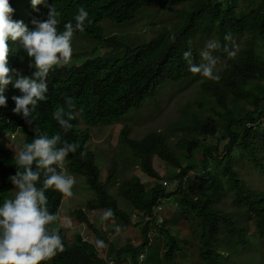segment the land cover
Listing matches in <instances>:
<instances>
[{
	"label": "trees",
	"instance_id": "16d2710c",
	"mask_svg": "<svg viewBox=\"0 0 264 264\" xmlns=\"http://www.w3.org/2000/svg\"><path fill=\"white\" fill-rule=\"evenodd\" d=\"M244 1L248 2L247 7L237 10L243 0H45L60 13L58 30L61 32L67 22L75 24L74 17L83 7L89 13L91 23L86 21L84 31L75 33L80 32L78 34L95 44L103 39H113L108 43L114 51L103 60L102 75L95 84L89 82L84 74L80 75L75 64L50 71L48 99L38 102L32 124H27L13 112L0 111V129L20 130L26 139L21 144L22 148L39 136L51 138L56 134L61 135L62 141L77 144L74 138L77 135L73 134L72 128L64 132L53 118L58 106L63 105L67 110L60 89L66 85V78L85 91L94 87L89 90L94 100L85 99L79 107L82 105L84 112L92 114L103 125L124 123L115 151L122 152L126 162H115L112 165L115 173L109 179L118 170H127L134 164L140 166L148 177L178 178L183 190L175 192L178 204L172 215L197 227L196 234L205 241L204 259H210L211 240L218 228L231 235L241 232L242 217L248 212L255 213L264 223V189H256L253 181L255 173L264 176V0ZM24 7L27 13L20 15L32 29L35 27L34 19L46 20L48 17L49 8L44 5L39 11H32L25 3ZM146 8L162 11L157 21L153 18L154 33L142 41L149 49L126 62L133 42L123 45L132 40L121 39L117 35L107 36L102 22L108 19L117 24L128 23L140 9ZM157 22L156 28L154 24ZM229 33L234 42L239 43L240 49L242 44L245 46L235 59L223 50L228 43L224 37ZM209 40L220 45L213 52L219 58V81L192 73L183 58V53L191 50L193 63H203L200 53ZM227 45H232V42ZM229 49L233 50L231 46ZM81 56L80 51L75 52L76 58ZM34 71L33 68L31 74ZM136 78L139 94L131 89V81ZM53 79L60 89H51ZM175 83L185 85L183 95L194 96L190 99L200 105L202 111L179 105L177 118L164 128L136 134L135 121L130 117L142 109L144 102L153 100L155 104L152 93L159 85L157 92ZM193 83L197 85L194 93L189 91ZM162 102L167 103L165 100ZM70 123L73 124L72 121ZM93 159L94 153L87 151L86 145H81L75 153H69L65 164L68 162V166L79 173L94 191L95 199H87V208L110 209L115 219L120 221L118 226H124L129 219L125 207L131 206L136 210L137 218L141 212L148 218L146 222L140 220L144 223V234L160 226V220L164 218L160 227L167 232L165 240L174 237L169 227L171 219L166 218L171 213L161 218L148 215L164 191L162 184L143 182L134 175L124 178L115 192H110L106 185L102 182L97 185L93 178ZM161 159L169 164V169L172 168L163 176L158 173ZM33 167L35 169V165ZM18 170L23 171V168L18 169L16 156L11 154V149L1 145L0 207L6 199L14 198L18 191L10 179ZM191 170H199L201 179L191 181ZM44 178L41 171L37 187H42ZM45 194L50 213L59 217L61 198L55 196L54 189H48ZM227 200H233L239 207V212L233 213L238 215L231 216L226 211L224 204ZM71 213L89 222L82 209H74ZM60 221L59 218L49 227L59 230L65 250L42 264H97L101 259L95 245L82 240L79 233L74 234L72 241L69 240ZM93 227L97 235L105 239L97 227ZM139 253L140 250L134 255ZM133 260L131 256V262Z\"/></svg>",
	"mask_w": 264,
	"mask_h": 264
},
{
	"label": "clouds",
	"instance_id": "9594fccd",
	"mask_svg": "<svg viewBox=\"0 0 264 264\" xmlns=\"http://www.w3.org/2000/svg\"><path fill=\"white\" fill-rule=\"evenodd\" d=\"M19 3L20 5H18ZM24 3L32 11H39L43 5L48 7L47 19H34L32 23L35 27L32 29L30 23L20 15L27 13ZM247 4L248 2L243 0L237 10L247 7ZM147 11L154 12L155 16L153 17L162 13L155 8H146L140 9L135 18L128 23L117 24L108 19H104L102 22L107 36L117 35L121 39L132 40L123 45L127 46L133 42L132 50L129 52L130 55L126 62L135 59L139 52L149 49L146 47L147 43L142 41H146L154 33V29L147 31L146 27L138 25L137 31L129 32V26L139 23V18ZM59 16L60 13L55 7L46 4L45 0H0V111L13 112L29 125L33 122L32 116L39 106L38 102L48 99L46 93L49 91L50 83L47 84V78L50 71L67 64H75L74 67H78V73L84 74L89 82L95 84L101 78V69L104 68L103 60L109 52L114 51L108 43L114 41L113 39H103L95 44L90 39L83 38L82 35L78 34L80 32L75 33L77 30L84 31L86 21L91 23L88 19L89 13L83 7L78 10L74 17L75 24L71 21L67 22L62 32L58 30ZM154 26L157 25L154 24ZM224 39L228 43L232 42V45L225 44L223 50L231 59L237 58L245 46L242 44L240 49L239 43L234 42L235 39L230 33L226 34ZM213 41L209 40L200 53L203 63L199 65L193 63L191 50L185 51L183 58L188 62L189 71L192 73H199L205 78L219 81L221 79L217 68L219 58L214 56L213 52L217 51L220 45ZM230 46L233 50L229 49ZM76 51H80L82 56L76 58ZM33 68L35 71L31 74ZM66 80V85L61 89L54 83L56 79H53L51 83L52 90L60 89V95L64 96L67 105V110L63 105L58 106L53 113V118L64 132H68L72 128L73 134L77 135L76 137L73 136L77 144L62 141L61 135L56 134L51 138L47 135L39 136L31 143H25L22 148L21 144L26 139L20 130L0 129V146L11 149V154L16 156L18 169L23 168V171L18 170L15 175L10 177L18 189L15 197L6 199L3 206L0 207V264H42V262L53 259L58 253L65 250L59 230L50 228L49 225L60 218L61 207L66 199L75 198L77 193L82 196L84 190L91 195V197H85L86 202L88 198L95 199V193L90 190L85 179L73 171L68 166V162L65 165L69 153H75L79 146L86 145L87 151L94 153L91 174L96 179L97 185L102 182L109 188L110 192H115L126 177L136 175L141 178L137 174H131L135 167H140L134 164L127 170H118V172H123L122 178L117 173L109 179V176L115 173L112 165L115 162H126L125 155L115 151L111 157H105L98 149L92 147L94 138L100 137L98 131L101 128H106L107 125L95 120L92 114L84 112L82 105L80 107L79 105L85 99L94 100L90 92L94 87L85 91V88L75 85L73 81L70 83L69 78ZM159 87L160 85L152 93L155 95V104H153V100L144 102L142 109L130 117L136 123L139 113L145 106L147 112L155 113L151 116L148 124L142 127L137 125L136 129L141 134H146L151 129L160 130L174 120L166 121L163 125L157 123L159 120L157 113L159 112V115L170 114L173 103L183 105L188 109H200L202 111L200 105L190 99L194 96L185 97L183 95L185 85L180 86L179 83L166 85L157 92ZM131 89L139 94L137 78L131 81ZM159 95H163V100L167 103L161 102L160 104L159 99L156 98ZM119 124H121L120 133L124 123ZM15 138L18 140L14 144ZM60 144L62 146L58 147ZM159 162V168L162 169V172L158 168V173L161 176L172 170V168L169 169V164L165 160L161 159ZM33 165H35V169ZM107 166H110L108 167L110 174L104 181L103 170ZM41 171H43L45 178L42 187H37L41 179ZM140 171L147 179L144 181L141 178L143 182L160 183L164 187V191L159 194L157 204L148 215L161 218L163 215L171 213L166 218L171 219L169 227L174 237L165 240L167 232L160 227L164 218L160 220V226L154 227L144 234L142 230L144 223L140 220L143 219L146 222L148 218L143 212L137 218L134 213L136 210H133L131 206L125 207L129 219L126 221V225L118 226L120 221L115 219L113 212L110 209L102 208L97 210L101 212V220L96 227L101 235L105 236V239L97 235L94 227L95 236L99 237L96 243L85 240L79 233L82 240L95 245L97 256L101 259L97 264H185L188 261L194 263L197 261V264H264V223L257 218L255 213L248 212L242 217L241 232L231 235L218 228L215 237L211 240V258L204 259L205 241L196 234L197 227L187 224L188 222L183 219H178L177 215H172L178 204L175 192L183 190V185H179V179L148 177L141 167ZM201 174L199 170H191L189 179L191 181L199 180ZM253 181L256 189H264V176L255 173ZM48 189H54L55 196L61 198L59 217L50 213L47 207L48 197L45 193ZM56 191L62 193V196ZM166 204L173 206L166 209L164 207ZM227 206L231 208L227 209ZM86 207L85 205L84 209ZM224 207L231 216L238 215L233 214L239 212V207L233 200L225 201ZM106 220L115 224L110 227L112 231L110 237L101 230L102 224ZM175 222L177 224L173 225ZM68 226H71L70 221ZM133 230L140 231L139 238H135L132 234ZM248 249H260V251L248 255L246 253ZM138 250L140 253L134 255ZM148 255L150 256L146 259ZM131 256L134 258L132 262Z\"/></svg>",
	"mask_w": 264,
	"mask_h": 264
},
{
	"label": "rangeland",
	"instance_id": "374dc122",
	"mask_svg": "<svg viewBox=\"0 0 264 264\" xmlns=\"http://www.w3.org/2000/svg\"><path fill=\"white\" fill-rule=\"evenodd\" d=\"M141 12H139V13H141ZM153 16H155L154 12L147 11L146 13L141 15V17L139 18V23L129 26V28H130L129 32L133 33L134 31H137L139 29L137 27L138 25H142L143 27H146L147 31L148 30L152 31V29H153V18L155 21H157V17H153ZM158 16H160V15H158ZM155 24L158 25V22ZM196 86L197 85L195 83H193V85L190 87L189 91L194 92L197 88ZM190 97H192V96H190ZM158 99H159V102L161 104V102L163 101V95H159ZM178 105L179 104H176V103L172 104V106H171L172 111L170 114L159 115V112H158L157 115H158L159 120L157 123L160 125H163V124H165L166 121L176 119L178 114H179ZM153 115H155V113H151V112L146 111V106L143 108V110L139 113L138 121H136V123L134 125L136 134H141L136 129L137 125L139 127H142L145 124H148L150 122L151 116H153ZM120 129H121V124H119V123L114 124V125H109L106 128H101L98 131V134L101 138L98 136L95 137L93 140V143H92V147L98 149L100 151V153L105 155V157H111L112 155H114L115 146L119 140L118 134H119ZM17 140H18V138H15L14 144H15V141H17ZM108 167H110V166H107L103 170L104 181L107 180V178L110 174V170ZM159 170H160V172H162L161 168H159ZM118 173H119V177L122 178L123 172H118ZM131 174H137V175L141 176V178L144 181L147 180L144 177V174L140 171V167H135V170H132ZM88 196L91 197V195L84 190L82 192V196L80 193H77L75 198L66 199L64 201V205L61 207V211H60L61 221L60 222L65 227L66 234L71 241L73 240V236L76 232L80 233L82 235V237H84L85 240L91 241L93 243H96L97 240L99 239L98 236H95L96 233H95V230L93 229V226H96L97 223L101 220V212L97 211L96 209H91V208H87V207L84 209L85 205H87V202L85 201V197H88ZM227 204H229V202H227ZM172 206L173 205H170V204L164 205V207L166 209H169ZM77 208H80L83 210L84 214L86 215V217L89 221L88 223H86L83 219L72 216L71 209L74 210ZM229 208H231V207L227 206V209H229ZM62 218H63V220H62ZM69 221L71 222L70 227L68 226ZM89 223H92L93 226H90ZM114 225H115L114 223H110L109 220H106L102 224L101 230L103 231V233H106V236L110 237V233L112 232L110 227H112ZM139 233H140V231L133 230L132 234L135 236V238H139L140 237ZM259 251H260V249H248L246 253L248 255H250V254H256ZM99 254H100V252H99ZM256 260H260V259H256ZM185 264H197V261H195V263L192 261H188Z\"/></svg>",
	"mask_w": 264,
	"mask_h": 264
}]
</instances>
